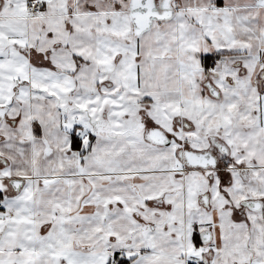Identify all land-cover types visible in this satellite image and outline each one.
Instances as JSON below:
<instances>
[{
  "label": "rangeland",
  "instance_id": "rangeland-1",
  "mask_svg": "<svg viewBox=\"0 0 264 264\" xmlns=\"http://www.w3.org/2000/svg\"><path fill=\"white\" fill-rule=\"evenodd\" d=\"M44 1L42 15L49 18L37 20L27 19L30 17L27 0H0L5 10H12L11 16L24 17L16 26L30 32L33 39L36 35L43 39L48 34L53 37L54 32L59 37L46 44V52L56 61L53 67L37 68L32 50L39 49L30 45V50L25 39L14 41L10 47L14 49L12 64L17 68L16 74H11V83L17 88V81L21 82L19 91L25 98L28 89L32 90L30 96L34 103L43 100L40 104L45 107L42 110L45 127L62 129L68 138L76 136L79 133L76 130L87 136L98 129L96 142H107L110 149L104 159L113 163L111 172L122 162H134L141 168V163L150 161L155 168L162 164L167 169L173 168L172 163L179 161L174 153L186 146L185 142L195 151L212 149V137L225 144L230 155L227 165L223 164L217 175L213 173L214 181L208 170L185 171V209L190 217L200 218V225L212 230L214 258L210 264H264V253H260L264 248L259 243L252 246V241L244 242L240 255L227 242L237 227L232 218L233 207H239L234 193L239 191L243 198L252 197L259 184H262L259 193H264V123L258 99L261 87L257 88L247 77L239 78L231 64L226 65L225 59H219L224 55L211 53L231 49L229 41L237 37L231 19L243 23L251 15L249 9L240 8L244 0H223V7L213 14L207 13L209 17L204 16L205 11L200 8L207 6L210 0H176L177 3L172 4L174 17L155 22L151 30L139 38L133 37L127 13L129 0ZM205 24L211 29L218 27V33L207 31ZM218 40L222 46L216 44ZM20 47L26 50L21 53ZM206 51L214 59L213 63L219 59L224 65L215 67L219 65L215 62L214 67L205 70L201 61L208 57L204 55ZM73 56L78 57L77 60ZM2 63L6 67L8 61ZM207 72L209 80L220 85L225 101L203 93ZM227 75L236 83L235 89L224 85ZM39 81H43L45 90L38 85ZM14 104L23 106V111L29 106L27 102ZM6 105L12 107V101ZM17 108L12 107L8 119L16 118ZM181 122H186L190 128L182 129L178 124ZM21 123L23 129L29 128V116ZM4 126L3 123L1 128ZM146 126L174 136L170 137V146L160 149L147 143ZM88 142L86 139L85 143ZM161 150L170 158L163 159ZM222 155L219 153L220 157ZM44 156H49L47 162L56 173L62 171L61 166L52 165L68 160L61 149H52L47 144ZM243 166L251 168L246 176L253 178L247 180L245 187L239 170ZM12 175L10 167L0 164V191L9 188ZM209 192L212 202L207 210L200 200L207 196L209 202ZM256 217L264 222V208ZM243 224H247L246 221ZM18 226L17 221H9L0 214V264H34L31 252L24 246L35 241L30 235L31 228L26 227V235ZM203 231L200 228L199 236ZM247 232L254 234L250 229ZM19 237L18 248L15 243ZM208 247L211 253L210 246H202L206 251Z\"/></svg>",
  "mask_w": 264,
  "mask_h": 264
},
{
  "label": "crops",
  "instance_id": "crops-1",
  "mask_svg": "<svg viewBox=\"0 0 264 264\" xmlns=\"http://www.w3.org/2000/svg\"><path fill=\"white\" fill-rule=\"evenodd\" d=\"M43 2L44 12L46 1ZM244 2L240 8L249 9L251 15L243 23L231 19V24H235V34L237 31V37L229 41L231 49L211 53L231 57L230 63L237 76L247 77L257 88L261 87L258 99L264 101V2ZM223 5V0H210L200 9L205 11L204 16L209 17L207 13L219 11ZM41 15L40 19L49 18ZM23 18L11 15L0 18V108L7 109L5 126L1 128L3 123L0 124V158L5 161L2 166L12 169L10 179L23 181L18 192L13 191L9 183V188L1 189L0 214L9 221H17L19 229L26 231V227L31 228L30 235L35 241L24 246L31 252L34 264H210L214 258L213 235L211 241L203 245L198 231L202 228V233L209 231L212 234V230L207 225H200V218L190 217L185 209V171L202 169L188 168L182 161L173 162V168L169 166L167 169L163 164L155 168L147 161L141 163V168L134 162H122L115 172H111L113 163L104 159L110 149H107V142H96L100 134L98 129L87 136L76 130L82 134L81 138L74 135L68 138L62 129H47L42 112L45 107L40 104L43 100L34 103L30 96L32 90L28 89L25 98L19 91L21 82L17 81V88L11 83V74L15 75L17 68L12 64L14 49L10 47L14 41L25 39L28 46L34 45L33 49H39L29 48L34 65L40 69L53 67L52 63L56 61L46 52V44L59 37L54 32L53 37L48 34L43 39L36 35L33 39L30 32L16 26V22ZM37 18L30 15L27 19ZM205 26L207 31L218 33V27L211 29L209 25ZM216 44L222 46L219 40ZM25 50L24 47L19 49L21 53ZM86 53L90 57V53ZM204 53L209 56V51ZM77 58L73 56L74 60ZM5 61H8L6 67L2 63ZM230 81L235 89L236 83L231 77ZM38 85L42 90L46 89L43 81ZM10 101L14 109L18 107L14 102H27L29 106L24 111L23 106H19L16 118L8 119L7 114L12 107L6 102ZM36 109L39 110L35 112ZM28 116L31 124L23 129L21 121ZM261 119L264 123V111ZM59 133H62L61 137ZM144 134L147 141L145 131ZM45 144L52 149H61L67 156L65 162L52 165L61 166L59 173L52 172L53 168L47 162L49 156H44ZM161 151L163 159L170 158L165 150ZM240 169L244 172V169L251 168L243 166ZM208 172L213 174L214 170ZM258 187L252 197L243 198L239 191L234 193L239 207L233 210L232 218L237 227L227 242L240 255L244 242L252 241V246L259 243L264 248V222L256 217L264 208V193H259L262 184ZM245 200L261 201L262 207L258 211L243 207ZM211 202L212 194L209 192L208 207L201 203L209 210ZM245 221L247 224H243ZM248 229L254 234L248 233ZM20 241L19 237L15 243L18 248ZM202 246H210L211 253L209 247L206 251ZM218 246L220 248L219 243ZM17 256L22 257L19 253Z\"/></svg>",
  "mask_w": 264,
  "mask_h": 264
},
{
  "label": "water",
  "instance_id": "water-1",
  "mask_svg": "<svg viewBox=\"0 0 264 264\" xmlns=\"http://www.w3.org/2000/svg\"><path fill=\"white\" fill-rule=\"evenodd\" d=\"M173 1L175 0H161L157 5L156 0H129L127 13L131 21L133 36L136 38L144 35L151 30L155 22H165L172 19L175 14L172 7ZM210 93L214 98L220 97V93L214 87ZM6 112L5 107L0 108V124L5 118ZM147 140L158 146L170 145V139L159 129L150 131ZM183 153L182 157L184 156L185 166L188 168L216 169L218 167V160L210 151L194 152L187 150ZM223 153L226 154V150ZM9 185L13 191L18 192L23 186V181L10 180ZM201 202L206 207L208 203L207 196H204ZM243 205L251 210L258 211L262 207V202L247 201ZM211 235L209 231L200 235L203 245L211 241Z\"/></svg>",
  "mask_w": 264,
  "mask_h": 264
},
{
  "label": "flooded vegetation",
  "instance_id": "flooded-vegetation-1",
  "mask_svg": "<svg viewBox=\"0 0 264 264\" xmlns=\"http://www.w3.org/2000/svg\"><path fill=\"white\" fill-rule=\"evenodd\" d=\"M28 1V4H29V1L30 0H27ZM44 1V0H43ZM161 2V0H156V3H157V5H159V3ZM174 2H176L177 3V1L175 0V1H173L172 2V4L174 3ZM128 9V8H127ZM12 10L11 9H7V10H5V8H3V5H2V2H0V18L1 17H6V15L8 16V15H10V12H11ZM154 24V23H153ZM134 37V36H133ZM135 38V37H134ZM136 38H139V37H136ZM206 56V55H205ZM220 60L221 59H225L223 62H224V64H231L230 63V60H231V57H220L219 58ZM219 59H216V61L215 62H219V65H217V66H215V67H220V66H222V65H224L221 61H219ZM202 63H203V60L201 61ZM232 65V64H231ZM229 66V65H228ZM231 67H233V65L231 66ZM205 82L203 83V93L207 96V97H210V98H212V99H215V100H222V101H225V98H224V95H223V93L221 92V89L219 88V86L220 85H215V84H213L212 82H211V80H209V77H208V72H207V76L205 75ZM224 81H225V83H224V85L226 86V87H229V88H233L234 89V83L233 82H231L230 81V76L229 75H227L226 77H225V79H224ZM216 88V90L220 93V97L219 98H214L212 95H211V93H210V91L212 90V88ZM151 102V101H150ZM260 106H261V109H260V114L262 115V113H263V111H264V101H262V100H260ZM238 113L240 112V111H237ZM5 121H6V118H4V120L2 121V123H5ZM179 124V127H181L182 129H184V130H187L188 128H190V126H188L189 124H187L186 122H181V124L180 123H178ZM155 129H157V128H154V127H149V126H146V129L144 130L145 131V133H146V140H147V137H148V134H149V132L150 131H152V130H155ZM175 130H176V124H175V122H174V124H173V131H174V133H175ZM164 134L170 139V137L172 138H174V136H170L168 133H166L165 131H164ZM146 142H148L149 144H152V143H150L148 140L146 141ZM170 144H171V139H170ZM184 144H186V146L184 145ZM183 145V147H181L180 149H178V151H176L175 153H174V155H175V158L177 159V160H179V161H182L183 163H184V165H185V162H186V160H184V156L182 157V155L184 154L183 152H185V151H187V150H190V151H194V152H204V151H195V150H193V149H191V147H189L188 146V144H187V142H185ZM152 145H154V144H152ZM154 146H158V145H154ZM170 146V145H169ZM169 146H160V147H163V148H165L166 149V147H169ZM210 146L212 147V149L210 148H207L205 151H210L216 158H217V160H218V167L216 168V169H202V170H214V173L217 175V171L219 170V169H221L222 168V165L223 164H225V166L227 165V158H228V156L230 155V153H229V150H228V148H226V145L225 144H223V143H220L219 141H216V140H214L213 139V137L210 139ZM221 146H223V147H221ZM226 150V154H224L223 152ZM219 153H220V155L221 154H223L221 157L219 156ZM0 164H5V161L3 160V159H1L0 158ZM239 170H241L240 168H239ZM248 174V170L247 169H244V172H242L241 171V175H242V177H243V180L245 181L244 183H243V185L242 186H244L245 187V183L247 182V180L249 181V180H251V178L250 177H247L246 175ZM213 177H214V175L212 174V177L210 178V179H213ZM244 190V189H243ZM245 202H247V200H245V201H243V203H245ZM243 203H242V206L243 207H245L244 205H243ZM207 207H208V203H207ZM235 208H237V207H233V210L235 209Z\"/></svg>",
  "mask_w": 264,
  "mask_h": 264
},
{
  "label": "built area",
  "instance_id": "built-area-1",
  "mask_svg": "<svg viewBox=\"0 0 264 264\" xmlns=\"http://www.w3.org/2000/svg\"><path fill=\"white\" fill-rule=\"evenodd\" d=\"M43 0H32L29 4L30 15L32 18H37L43 13ZM82 134L78 133L77 138H81Z\"/></svg>",
  "mask_w": 264,
  "mask_h": 264
},
{
  "label": "trees",
  "instance_id": "trees-1",
  "mask_svg": "<svg viewBox=\"0 0 264 264\" xmlns=\"http://www.w3.org/2000/svg\"><path fill=\"white\" fill-rule=\"evenodd\" d=\"M32 0L29 1V3L31 2ZM214 60L211 56H208V57H205L203 59V66H204V69L205 70H210L212 67H214L215 65V62L213 63ZM211 61V62H210ZM77 137V135H76ZM73 145H74V142H73ZM76 145V144H75Z\"/></svg>",
  "mask_w": 264,
  "mask_h": 264
}]
</instances>
